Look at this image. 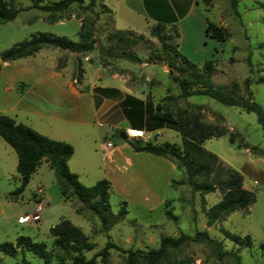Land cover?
Returning <instances> with one entry per match:
<instances>
[{
	"label": "rangeland",
	"instance_id": "rangeland-1",
	"mask_svg": "<svg viewBox=\"0 0 264 264\" xmlns=\"http://www.w3.org/2000/svg\"><path fill=\"white\" fill-rule=\"evenodd\" d=\"M48 1L55 0H44V3ZM171 1L96 0L92 13L83 8L87 4L85 1L81 6L71 5L63 13L68 19L48 23L45 21L47 12L30 8L28 0H14L22 10L13 20L0 23V53L36 32L78 41L80 19L75 16L94 20L98 43L89 52L74 53L46 47L34 56L5 65L1 62L0 113L42 135L70 143L74 153L67 162L68 168L77 174L83 185L108 180L112 223L104 232L99 219L90 211L83 210L78 215L74 207L81 204L74 197L67 201L61 199L54 171L43 161L22 193L15 200L6 198L8 192L21 187L22 179L16 171L15 151L0 138V243H15L17 237L23 235L44 242L50 249L49 229L61 219H67L93 242L94 248L83 252L89 258L101 250L108 239L123 249L148 250L158 246L161 236L176 237L180 232L193 235L206 230L227 252L222 259L216 257L214 246L208 242H190L178 256L193 258V264H234L237 254L240 264H264V251L260 249L264 242V157L249 149H238L228 141V134L234 133L236 141L242 140L264 150L263 130L257 116L207 96L178 97L179 88L172 76L178 73L180 63L170 69L160 57L159 42L149 34L155 23L162 22L164 31L173 35L179 53L192 61L198 71L204 60L213 59L211 81L214 85L227 89L237 84L238 94L246 96L245 79L248 78L253 99L264 109V83L259 82L264 77V47L261 46L264 43V8L258 6L264 0H237L235 6L230 0H181V5L176 2V6L175 0ZM103 4L111 9L110 13L103 12ZM208 22L221 30L222 40L206 31ZM115 30H132L145 39L131 48L139 62L104 57L106 74L112 80H124L138 87L142 93H151L154 99L149 97V103L143 105L130 97H119L120 103L105 115L79 124L82 112L88 115L87 120L92 119L90 100L78 101L65 95L62 85H75L72 75L80 64L84 71L78 89L90 93L92 87L93 94L97 93L99 86L96 87L94 69L103 61L100 49L103 48L102 54L106 56L105 49L112 44L108 43L107 35ZM61 64L63 68L57 69ZM46 74L53 77L51 84L32 87L39 76ZM165 96L171 99L160 102ZM157 101L170 113L175 108L198 112L202 122L224 131L223 136L206 140L204 147L216 154L224 165L237 170L242 175L244 188L254 192L255 202L248 211L226 214L207 227L206 211L219 201L220 192H191L184 183L172 186V180L183 181L181 170L162 157L133 151L130 138L153 143L181 142L174 127L152 119L153 104ZM56 116L63 120L55 119ZM122 131H130L132 135L128 134L130 138L123 140L119 136ZM34 201L43 202L40 220L18 223L20 215L32 212ZM122 202H126L127 213L119 218L117 212ZM166 210L171 217L166 216ZM226 233L242 238L249 235L250 247L235 243ZM22 257L29 264H44L43 259L27 250H18L13 257L0 253V264H16ZM124 259V253L109 249L108 264H124ZM96 264H101L99 258Z\"/></svg>",
	"mask_w": 264,
	"mask_h": 264
},
{
	"label": "trees",
	"instance_id": "trees-1",
	"mask_svg": "<svg viewBox=\"0 0 264 264\" xmlns=\"http://www.w3.org/2000/svg\"><path fill=\"white\" fill-rule=\"evenodd\" d=\"M30 8L47 12L45 21L55 23L63 18L71 5L81 6L85 1L84 9L93 12L96 0H55L44 3V0H28ZM207 1V0H205ZM237 0H230L235 6ZM259 7L264 8V3H259ZM104 13H110L111 9L105 4L102 5ZM21 7L16 6L14 0H0V23L13 20ZM80 19L78 41H72L65 36H57L47 32H36L24 40L13 44L10 48L0 53L3 62H10L17 59L34 56L41 49L53 47L74 53H85L91 51L98 40L95 36L94 20L87 21L79 15ZM97 15H95V18ZM164 24L160 21L155 23L149 30L151 37L157 39L160 44L159 53L166 65L173 69L176 63H180L177 74L172 76L173 81L179 88L178 97L188 98L191 96H207L222 104L237 106L247 112H254L257 121L263 130L264 136V109L253 99L248 89L250 80L245 79L246 96L238 94L237 84L230 88L214 85L211 81L214 60L209 58L203 61L201 70L196 69V65L178 51V45L174 42L173 35L164 31ZM206 31L210 32L216 39L222 40L221 30L213 23L208 22ZM142 34H135L132 30H115L107 35L110 44L105 49L104 57L115 59H126L139 62V58L131 51V48L138 42L144 40ZM264 47V43L261 44ZM118 50V53H114ZM106 68V61L99 62ZM64 64L57 65V69L63 68ZM1 70V64H0ZM83 68L80 64L76 67L72 75V80L77 88L82 83ZM264 83V77L259 79ZM96 91L109 92L108 88H96ZM97 94L94 99L97 104ZM171 99L165 96L160 102ZM155 105L152 119L162 122L164 125L174 127L180 135V143L162 142L153 143L150 141H129L134 152L148 153L162 157L181 170L183 181L172 180L171 185L186 184L191 192L203 194L213 193L218 190L221 194L219 201L206 211V226L210 227L215 222L220 221L226 214L241 210L248 211L249 206L255 202L254 192L244 188L242 175L230 166L224 165L219 157L204 147V142L210 138L223 136L224 131L215 125L206 124L201 121L198 112H192L185 108H175L173 113L163 109L162 104ZM164 110V111H161ZM161 111V112H160ZM0 138L8 144L16 153V171L22 180H29L31 175L43 161L54 171L55 182L59 189V195L63 201L74 197L80 207H74L75 212L80 215L83 210L90 211L97 216L100 228L106 232L112 223V214L109 205L110 182L100 179L91 186H85L79 182L77 174L71 172L67 161L74 152L73 146L65 141L49 138L35 131L31 127L16 123L11 117L0 113ZM236 134L229 133L228 141L235 144L238 149H249L257 156L264 157V150L257 146H250L248 143L236 141ZM23 191L22 187H16L8 192L5 197L15 200ZM127 213L126 202H122L117 212L119 218H123ZM166 216L171 217V213L166 210ZM227 237L235 243L250 247L251 239L249 235L243 238L237 234L226 233ZM51 238V248L48 249L44 242H37L28 236H18L15 243H0V253L6 256H15L17 251L25 250L32 252L37 257L43 259L44 264H96L97 258L101 264H108L109 249H115L125 254L124 264H193L195 261L191 257H179L178 253L190 242L212 243L215 255L222 259L226 251L222 249L221 243L210 237L206 230L196 231L193 235L180 232L178 236H161L156 248L148 250L123 249L109 239L101 250L87 258L83 252L91 251L94 248L93 242L77 226L67 219H61L57 224L49 229ZM260 249L264 251V242L260 244ZM16 264H29L22 257ZM234 264H240L237 254L234 255Z\"/></svg>",
	"mask_w": 264,
	"mask_h": 264
},
{
	"label": "crops",
	"instance_id": "crops-1",
	"mask_svg": "<svg viewBox=\"0 0 264 264\" xmlns=\"http://www.w3.org/2000/svg\"><path fill=\"white\" fill-rule=\"evenodd\" d=\"M172 1H174V0H172ZM176 2H177V5H178V3L181 5V0H175L174 6H176ZM174 10H175V8H174ZM38 53H36V54H38ZM5 64H7V62H3V65H5ZM1 68H2V65H1ZM94 72H95L94 79L98 82L96 87L99 86L100 88H108V89L112 90L109 92H103V91L97 92L96 93L98 96L97 97L98 98L97 104H96V100L94 99L92 87L90 88V93H87V92H81L75 85L74 86H72V85L68 86L67 84L62 85V88H63L62 92L65 95H69L78 101H82L85 99L90 100V107H91V114H92L91 118L92 119L87 120L88 115H86L85 113L83 114V112H82V113H80V116L78 115L79 120L77 122L79 124H86L87 122H90V120H96L95 118H97L98 115H102V114L105 115V113H107L113 107H115L116 104L120 103V98H122V97L123 98L130 97L131 100H136V102H139L143 105L149 103V97L154 99V97L151 93H149V92L142 93L138 90V87H132V86L128 85V83L125 82L124 80L117 79V80H119V81H117V80L110 79L108 74H106L105 69L103 67H101L100 65L95 67ZM53 80H54L53 77L49 74H46L44 76H39L36 79L35 83L32 84V87L34 85H39V84H41V85H47L48 84L49 85L52 83ZM157 103H158V101L153 104L154 108H155V105ZM54 118L57 120H63L59 116H56ZM125 128H130L131 130L135 129V130L144 131V130L138 129V128H131V127H125ZM130 129H128V130H130ZM157 129L158 128H156V130ZM149 131L152 132V131H155V129L152 131L151 130H149ZM6 151H8V150H6ZM1 159H2V157L0 154V163H1ZM67 162H69V159Z\"/></svg>",
	"mask_w": 264,
	"mask_h": 264
},
{
	"label": "built area",
	"instance_id": "built-area-1",
	"mask_svg": "<svg viewBox=\"0 0 264 264\" xmlns=\"http://www.w3.org/2000/svg\"><path fill=\"white\" fill-rule=\"evenodd\" d=\"M127 133L129 135H132L129 132H127ZM135 135L139 136L141 134H135ZM42 209H43V202L42 201H34V207H33L32 212H27V213H24L23 215H20L18 217V223L38 222L40 220V213H41Z\"/></svg>",
	"mask_w": 264,
	"mask_h": 264
},
{
	"label": "water",
	"instance_id": "water-1",
	"mask_svg": "<svg viewBox=\"0 0 264 264\" xmlns=\"http://www.w3.org/2000/svg\"><path fill=\"white\" fill-rule=\"evenodd\" d=\"M1 62H3V60H0V63ZM119 136H120V138L121 139H123V140H126V139H128V138H130L129 136H128V133L126 132V131H122V132H120L119 133ZM132 141H134L136 144H138L139 143V141L138 140H133L132 138H130ZM27 180H22V185H21V187L23 188L26 184H27Z\"/></svg>",
	"mask_w": 264,
	"mask_h": 264
},
{
	"label": "bare ground",
	"instance_id": "bare-ground-1",
	"mask_svg": "<svg viewBox=\"0 0 264 264\" xmlns=\"http://www.w3.org/2000/svg\"><path fill=\"white\" fill-rule=\"evenodd\" d=\"M130 133V131H128ZM131 134V133H130Z\"/></svg>",
	"mask_w": 264,
	"mask_h": 264
}]
</instances>
